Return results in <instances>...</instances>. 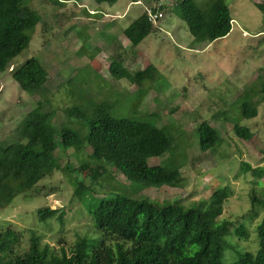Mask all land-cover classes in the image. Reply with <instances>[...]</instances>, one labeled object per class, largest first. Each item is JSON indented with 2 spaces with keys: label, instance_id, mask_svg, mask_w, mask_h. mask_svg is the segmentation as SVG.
I'll list each match as a JSON object with an SVG mask.
<instances>
[{
  "label": "rangeland",
  "instance_id": "obj_1",
  "mask_svg": "<svg viewBox=\"0 0 264 264\" xmlns=\"http://www.w3.org/2000/svg\"><path fill=\"white\" fill-rule=\"evenodd\" d=\"M194 1L200 4L204 0ZM263 1L225 0L233 19L229 34L213 42L196 43L176 1L163 0V18L147 37L132 46L123 29L150 6L145 0H117L114 4L95 0H29L41 21L28 47L0 72V140L4 145L21 140L19 130L24 116L44 98L49 100L46 110H55L51 121L54 127L67 122L65 108L108 101L112 116L155 123L176 137L172 160L180 163L185 157L181 166L183 182L175 188L145 187L108 164V172L94 187L95 194L88 195L85 201L97 205L103 197L138 196L158 204L178 199L188 207L207 201L212 191L225 188L228 197L216 221L228 220L232 226L223 238L221 261L229 264L240 253L255 252L256 226L264 208H253L250 196L260 195L264 177L243 171L241 164L264 167V103L260 102L261 95H251L258 115L244 119L236 101L264 81V13L255 5ZM32 57L48 72L45 86L33 94L21 90L10 73ZM113 60L122 62L130 72L153 65L157 79L141 85L115 79L109 69ZM202 121L221 137L220 144L206 152L200 150L196 133ZM235 121L250 129L251 139L235 135ZM80 132L87 134L88 126ZM91 151L86 147L77 155L73 149L57 150L63 168L0 209V231L10 228L19 233V250L28 246L32 233L41 244H48L57 252L61 247L68 252L78 236H100L84 211V203L73 197L71 179L88 183V172L70 175L64 170L67 163L76 166ZM168 157L169 152L152 157L148 164L169 165L165 161ZM44 208L65 211L59 214L61 220L54 216L40 221L37 212ZM241 226L245 232L238 235L236 230Z\"/></svg>",
  "mask_w": 264,
  "mask_h": 264
},
{
  "label": "trees",
  "instance_id": "obj_2",
  "mask_svg": "<svg viewBox=\"0 0 264 264\" xmlns=\"http://www.w3.org/2000/svg\"><path fill=\"white\" fill-rule=\"evenodd\" d=\"M145 1L157 4L163 0ZM175 1L194 42H213L231 31L233 19L225 0H204L200 4L194 0ZM255 5L264 13V1ZM40 21L41 15L30 7L29 0H0V72H4L11 60L28 47ZM152 30L153 26L143 12L123 29V34L132 46H136ZM109 69L115 79H126L131 84L141 85L146 80L157 79L153 65L130 72L122 62L113 60ZM10 73L19 88L31 94L45 86L48 80L47 70L33 57ZM254 94L261 95L260 102L264 103V81L259 88H251L238 97L236 102L244 119L258 115V109L251 101ZM48 103V98L39 100L26 113L19 130L21 140L7 145L0 140V209L18 195L32 190L53 171L63 168L57 150L73 149L78 155L90 147L92 151L86 158H80L76 166L67 163L64 170L70 175L88 172V183L76 177L71 179L73 197L84 203V211L100 236H78L68 252L64 247L57 252L50 245L41 244L39 237L32 233L28 246L21 251L18 248L20 234L8 228L0 231V264H223V238L232 223L228 220L218 222L216 218L221 215L228 197L225 188L212 191L207 201L188 207L178 199L158 204L138 196L103 197L97 205L85 201L88 195L95 194L94 187L108 172V164L128 180L145 187H180L185 157L180 163L172 160L176 155V137L171 132L155 123L116 118L110 113L112 104L108 101L89 104V107L65 108L67 122L54 127L51 121L55 110H46ZM86 125L88 133L83 134L80 130ZM233 130L239 138L249 140L252 137L250 129L237 121ZM196 133L202 152L212 150L221 142L218 131L206 121L197 126ZM168 152L165 161L171 164H148V159ZM241 167L243 171L250 170L256 176L264 177V167L252 168L245 163ZM250 199L253 208L256 205L264 208V186L259 196L251 194ZM64 211L39 209L38 219L46 221L55 216L61 220ZM244 232L243 226L236 230L238 235ZM256 233L258 249L240 253L239 258L229 264H264V215L256 226Z\"/></svg>",
  "mask_w": 264,
  "mask_h": 264
},
{
  "label": "built area",
  "instance_id": "obj_3",
  "mask_svg": "<svg viewBox=\"0 0 264 264\" xmlns=\"http://www.w3.org/2000/svg\"><path fill=\"white\" fill-rule=\"evenodd\" d=\"M162 2L160 3H153L150 6L145 7V13L147 16L148 21L152 24L154 27L164 16L163 10H162Z\"/></svg>",
  "mask_w": 264,
  "mask_h": 264
}]
</instances>
